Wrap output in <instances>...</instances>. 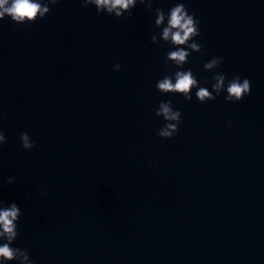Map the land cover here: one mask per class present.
Here are the masks:
<instances>
[{
  "label": "clouds",
  "instance_id": "obj_1",
  "mask_svg": "<svg viewBox=\"0 0 264 264\" xmlns=\"http://www.w3.org/2000/svg\"><path fill=\"white\" fill-rule=\"evenodd\" d=\"M61 0H0V20L5 17L18 25L32 24L37 20H43L53 7ZM145 5L146 0H81V6L88 8L94 6L97 14L106 13L115 16L117 19L125 14L132 16V9L137 5ZM148 10H152L151 0L146 5ZM155 27H162V38L164 43L171 46L164 57L165 72L162 78L157 80L156 89L163 95H182L186 101L192 100V90L196 89L195 97L201 104L214 101L222 93H226V102L237 103L250 94V80H241L239 74H234L229 79L225 74L217 72L212 76L213 83L211 91L207 87L200 85L197 77L189 68L184 69L191 53L202 52L203 46L196 42V38L201 35L199 21L195 15L190 13L183 2L176 3L167 13L161 9L155 10ZM157 37L151 36V43L155 44ZM157 45V44H156ZM224 60L222 57H213L203 65L206 72L218 69ZM173 66L176 69L173 71ZM122 65L117 62L113 65V71L121 70ZM208 83L207 80L204 81ZM155 115L161 117L165 122L158 130L157 135L162 139L173 138L180 130L182 123V113L174 109L171 101H162L155 110ZM21 147L32 150L36 144L27 132L20 133ZM6 142V136L0 131V145ZM13 177H8L7 183L12 184ZM21 216V209L16 203L5 206L0 201V264H8L11 261H19V264H33L27 249L12 247L18 236L17 221Z\"/></svg>",
  "mask_w": 264,
  "mask_h": 264
}]
</instances>
